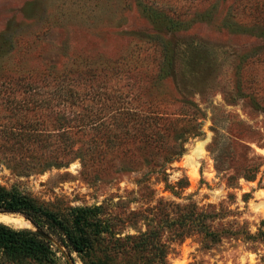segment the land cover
Wrapping results in <instances>:
<instances>
[{
	"label": "rangeland",
	"instance_id": "374dc122",
	"mask_svg": "<svg viewBox=\"0 0 264 264\" xmlns=\"http://www.w3.org/2000/svg\"><path fill=\"white\" fill-rule=\"evenodd\" d=\"M149 4L181 20V27L153 22L144 11ZM164 44L173 64L159 81V105L174 117L184 106L194 113L191 121L175 123L173 139L184 149L178 158L160 168L138 151L124 160L107 152L87 169L78 159L60 169L18 167V136L7 130L27 94L9 79L125 63L160 73ZM141 76L132 69L108 87L127 91L125 83ZM0 189L53 211L196 206L217 213L213 227L221 238L191 235L173 247L168 264H264V0H0ZM1 214L26 223L7 226L35 231L22 215ZM120 230L134 235L145 226L130 222ZM67 258L86 264L75 253ZM54 264H67L66 257L57 253Z\"/></svg>",
	"mask_w": 264,
	"mask_h": 264
},
{
	"label": "trees",
	"instance_id": "16d2710c",
	"mask_svg": "<svg viewBox=\"0 0 264 264\" xmlns=\"http://www.w3.org/2000/svg\"><path fill=\"white\" fill-rule=\"evenodd\" d=\"M159 9L149 4L144 11L167 29L181 27V20ZM161 51L164 61L160 73L143 74L141 65L131 68L125 63L122 67H87L86 74L84 70L43 72L35 78L16 75L9 79L8 85L27 94L18 100V120L10 124L11 131L7 130L9 135L18 136V167L60 169L78 159L82 169H87L97 165L107 152L124 160L138 151L149 164L160 168L178 158L184 149L176 147L180 145L173 139L175 123L191 121L194 113L184 106L182 114L174 117L160 107L163 96L159 81L173 64V52L166 44ZM132 69L142 76L134 77V83L126 82L127 91L108 87L112 77L131 74ZM34 150L40 155L34 157ZM163 170L156 174H163ZM0 213L22 215L36 229L16 230L0 223V264L28 260L54 264L57 253L66 257L67 264V257L74 253L86 264H114L118 259L122 264H168L173 247L191 235H204L211 242L221 238V232L213 227L217 213H206L196 206L159 203L143 211L111 212L107 206L53 211L18 191L0 189ZM138 221L145 226L144 231L122 236L120 226Z\"/></svg>",
	"mask_w": 264,
	"mask_h": 264
},
{
	"label": "bare ground",
	"instance_id": "6f19581e",
	"mask_svg": "<svg viewBox=\"0 0 264 264\" xmlns=\"http://www.w3.org/2000/svg\"><path fill=\"white\" fill-rule=\"evenodd\" d=\"M196 151H201V145H198L196 148ZM195 151V150H194ZM189 156V155H188ZM0 222L7 224H16V225H26L25 222H22L21 219L12 218L7 215H0Z\"/></svg>",
	"mask_w": 264,
	"mask_h": 264
},
{
	"label": "water",
	"instance_id": "95a60500",
	"mask_svg": "<svg viewBox=\"0 0 264 264\" xmlns=\"http://www.w3.org/2000/svg\"><path fill=\"white\" fill-rule=\"evenodd\" d=\"M1 215H4V214H1ZM30 222V221H29ZM36 230V229H35ZM42 236H43V234L42 233H40Z\"/></svg>",
	"mask_w": 264,
	"mask_h": 264
}]
</instances>
